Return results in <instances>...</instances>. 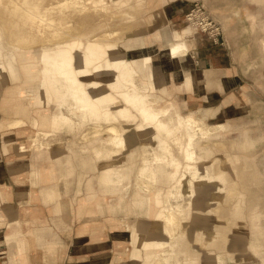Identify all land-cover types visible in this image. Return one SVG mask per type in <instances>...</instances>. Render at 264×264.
<instances>
[{
	"label": "crops",
	"instance_id": "1",
	"mask_svg": "<svg viewBox=\"0 0 264 264\" xmlns=\"http://www.w3.org/2000/svg\"><path fill=\"white\" fill-rule=\"evenodd\" d=\"M192 1L160 0L151 11L153 18L146 21L149 44H164L175 32L191 35L190 29L159 27L169 20L179 25ZM213 1L223 35L178 57L163 48L156 58L153 55V65L154 58L159 60L154 67L162 74L167 99L181 93L189 105L201 106L187 114H194L208 126H218L214 144L224 143L220 137L228 128L260 121L259 134L254 137L245 131L232 144L247 148L255 145L253 138L264 143V0ZM7 93L8 87L0 85V264H135L130 230L141 220L151 222V196H156L158 188L164 192L171 189V165L159 168L157 183L150 185L138 178L143 141L127 144L135 146L128 158H120L124 148L116 155H98L97 146L114 148L105 142L107 134L82 146L66 138L33 148L36 131L31 121L25 126L8 125L13 115L6 104ZM172 102L181 111L179 104ZM211 115L218 123L207 122ZM23 145L29 152H21ZM87 151L91 153L85 155ZM238 156L248 170L245 158ZM128 159L138 161L135 171ZM257 165L253 171L264 191V157ZM108 170L114 175L106 180ZM134 176L137 187L131 195ZM101 191L117 196L111 202ZM128 201L138 215L134 223L123 222ZM249 208V215L242 210L243 214H232L231 226L222 225V219L213 214L212 242L218 248L204 250L205 264H264V210L258 200ZM222 235L223 243L219 242Z\"/></svg>",
	"mask_w": 264,
	"mask_h": 264
},
{
	"label": "rangeland",
	"instance_id": "2",
	"mask_svg": "<svg viewBox=\"0 0 264 264\" xmlns=\"http://www.w3.org/2000/svg\"><path fill=\"white\" fill-rule=\"evenodd\" d=\"M38 1L41 11L52 18L50 20L51 22H34L32 20H23L21 18L18 20L19 26H11L10 20H12L15 15H12L8 7L5 6L4 3H2V1L0 0V26L4 29L3 31L5 32V34L11 37V33L21 35V33L17 31H20V29L22 28L27 31L26 35H21L23 37L22 39L18 38L16 40H13V43L23 47H36L38 45H49L60 40L72 38V35H61L60 33H58L61 32L59 26H73L72 23L63 24L60 22L61 19L67 17L68 15L70 16L69 19H74L75 15L78 14L76 15V17L81 20V23L78 25V27L81 30L82 35H84L86 31L94 24L97 25L101 23L100 19H98L97 13H95L94 11V8H92L90 5L86 6V8L84 9L82 8L80 13L75 12L76 8L79 5L81 7H84V0H70L79 2L77 6H75V3L70 5L61 4L59 0ZM53 1H55V3L53 5H50ZM156 1L160 0H104L103 7H101V18L109 19L110 28L114 29L113 34L110 37L104 39V41L118 42L141 28H147L146 21L153 18L149 14L150 10H148L147 8L149 5L155 8L158 5ZM217 1L218 0H215V3ZM213 2V0H193L192 6L190 7L188 13H190L198 5H203L207 10L206 13L209 14L211 19H213L216 26H219L220 28V34L217 37L212 36V34L207 31L203 32L199 25L188 20V13L185 16L184 21H182L179 25L174 26L169 20L168 22L161 25L160 29H163L166 26L170 30H181L182 28L192 30L193 33L191 35H187L189 37V40L193 43L191 49H193L197 45H200L204 41L211 42V40L214 38L218 39L223 35L224 28L219 22L217 14H215L213 11ZM222 2L226 3L228 2V0H223ZM88 15H92L94 17H92L90 22L88 21ZM15 19L18 18L16 17ZM163 48L165 47L160 41L152 42L144 49L140 50L139 53H151L156 58V55L160 51H162L161 49ZM155 58L154 65H158L159 60L155 61ZM139 76L140 75H136L135 79ZM19 78L20 76H14L7 79L5 76L0 74V85L9 87L12 86V84L15 85V83L19 84L20 81H23ZM140 78L148 79L149 76L147 73H142ZM150 80L151 83L148 85V87H146V85L139 84L138 81L137 83L129 85L125 84V86L122 87H126L130 92L140 91L143 94L150 95L149 99L153 103H158L160 106L167 108V114L162 116L167 120L169 124H172L174 127H177L180 119L186 121L187 117L193 116L194 114H187L191 110H196L201 107L196 104L189 105L186 100H184L183 95L179 92H176L170 97V99H167L164 93H168V91L163 87H156L155 85H153V78H150ZM167 85L170 88L173 87L172 83H168ZM32 89L34 92L33 101L31 102L30 112L26 117L28 119H31L30 121L35 128L36 133L40 137L45 139V142L51 141V143L54 144L56 143L55 141H62L67 138L69 142L73 141L76 144L82 146L84 144H90V142H96L98 139L107 134L108 136L107 138H105V142L107 144H110L114 148L105 147L104 149H100L97 146L96 148H94L95 152L98 155L102 154L108 157L118 154L119 149L124 148L120 158H128L129 154L131 153L130 151H132L135 146H127V144H135L142 140L143 146L141 147V149L147 155L153 156L155 152H165L166 160L160 158L154 161L155 163L152 166L153 170L148 171L149 174L153 176L152 179L146 176H140V168L138 171V178L141 180H146V182L150 185L155 184L158 180L157 170L168 163V165H171L169 167H172V173L170 175L172 185L168 186V188L172 187L175 182L181 177V174L185 171V164L193 165L199 162L200 165L206 163L207 159H215L218 162V167L214 169V173L216 174L217 181H220V183L225 186L226 191L222 196L219 197L218 202L215 204L213 214L215 213L216 216L222 219V225H232V222L229 221L232 217V214H234L233 209L236 205L240 206V209L242 210V212H244V214L249 215L251 213V208H249L251 203L258 200L260 202L261 208L264 210V191L262 187V181L259 175H255L256 171H253L255 167L257 168L259 160L264 157L261 156V153H264V143L262 140L253 138L256 141L254 146H249L246 148L241 145H238L237 147H234L232 145L233 142H235V139L237 137H240L245 131L248 132L250 136L254 137L255 135L259 134L262 125L260 121L255 122L251 126L245 124L242 125V127L232 126V128H228L222 133V136L220 137V140H224L225 144L223 142H216L214 144L215 138L213 137L216 135L218 126L215 127L214 125H210L209 127L207 125L208 129L206 128V132H202L200 134L202 136L199 138V140H201L200 147L204 153V156L193 158L192 160L187 162L186 157L183 156V153L180 150L182 144L180 142H175L172 135L168 134L167 132H165V130L159 127H156V129L153 131L145 132L144 124L147 125L149 123V120L143 117L144 114H142L137 102H131L125 99V97L121 93V87L116 88L112 84L106 83V91L102 92V96H106L109 93L114 96L115 101L107 104L106 102L101 103V111H103V115L94 114L90 116L91 118L89 117L84 121H81L79 118L73 115L72 120L69 122H63L61 120L60 122H55L52 120L49 127L36 125L40 120V117L38 116L36 110L47 111L51 114L58 113L62 108L60 96L67 95V92H63V90L59 89H52V92H50V99L48 100L42 98L43 92L41 90L35 87ZM38 97H41V99L38 100ZM171 100L179 104L183 113L179 110L176 103L172 102ZM21 101L22 98L18 100L16 105ZM104 111L108 112L109 115L105 116ZM11 114L13 115V118V106H11ZM26 117L24 118L27 119ZM207 122L218 123L216 122V118H213V115L207 118ZM74 125L75 127H73ZM112 125L115 126V130L110 129ZM9 126L12 127V125ZM64 131H67L65 132L66 135H63ZM254 131H256L257 133L253 134ZM177 132L180 133V138L184 137L185 139L186 133L183 134L180 130H177ZM161 134L165 135L167 145L170 148L168 149V152L160 149L159 139L161 137ZM204 135L212 136L203 138ZM110 137H117L118 141L111 140L109 139ZM154 144H156V146H154ZM41 146L43 145L39 144L37 147L33 148H39ZM228 151L232 152L233 154L227 155L226 153H228ZM89 153L91 152L87 151L84 154L89 155ZM238 155L245 158V162L247 163H245L244 166H250L248 170L244 169L242 160ZM173 156L176 158V160H173ZM178 158H180L179 163H182L183 165H178ZM126 162L133 163L134 171L137 169V160L128 159ZM205 167L206 165L204 164L201 168L205 169ZM96 173H98V171L93 172V175H95ZM136 183L137 182L134 176V180L132 179V181H130L131 186L129 188V192L131 195L136 190ZM170 190L171 189H166V192H164L162 188H158L156 191V196H151L154 210L156 211L155 214L150 215L151 222L141 220L130 230L132 243L134 244L132 250V258L135 264H154L153 259L155 260L157 257L164 258L165 256L163 254H160L159 249L160 247L164 246H166L165 249L167 248L168 239L170 237H175V241L177 243L175 248L178 249V253L175 254L174 252V256L171 257V264H184L187 258H193L195 260V264H205L203 256L204 250L218 248V246L214 248V242H212V240L209 242H205L207 237L205 235L204 229L210 226L211 223L209 222L206 213L201 209L196 208L193 203L189 207L184 206V208L188 211L186 210V212H184L183 214H177L180 222L175 232L166 229L167 227L165 225V214H161L162 209L168 207V202L172 204L182 203V200L177 201V199L174 198V193L170 194ZM189 190L191 191V194L184 195L183 197L186 201H190L191 199L196 198L193 196L199 193L200 187H190ZM101 192L104 194V196L107 195L106 197H108V200H110L111 202L117 196V193L109 194L106 191ZM152 192V194H154V190ZM240 192L243 194H241ZM123 210L125 214L123 222L134 223L137 220L138 215L133 211L132 203L128 201ZM262 221L264 223V217ZM125 225L130 228L127 224ZM219 234L220 233L217 232L216 237H219ZM221 234L224 235V233L222 232ZM223 235L219 240V242L221 243L224 242ZM158 253L159 255H157ZM167 257L168 256H166L165 258ZM256 259L260 261L259 257H256ZM166 263L167 262H165V264Z\"/></svg>",
	"mask_w": 264,
	"mask_h": 264
},
{
	"label": "bare ground",
	"instance_id": "3",
	"mask_svg": "<svg viewBox=\"0 0 264 264\" xmlns=\"http://www.w3.org/2000/svg\"><path fill=\"white\" fill-rule=\"evenodd\" d=\"M1 1L8 7L10 13L15 15L10 20L11 26H19L18 20L21 18L34 22H51L50 20L52 18L41 11L38 0ZM69 1L59 0L61 4L70 5L75 3V6L79 4L77 1ZM84 1V7L79 5L75 12L80 13L82 8L84 9L90 5L94 8L98 19L101 21V23L91 26L84 35H82L78 27L81 23V20L76 17L78 14L75 15L74 19H69L70 16L68 15L60 21L63 24H73V26H59L61 32H58L61 35H72V38L60 40L49 45H38L36 47L26 46V48L12 42L18 38L22 39L23 37L21 35H26L27 31L24 28L17 31L21 35L11 33V37H9L0 26V74L7 79L20 76L19 79L23 80L19 84L15 83V85L12 84V86L8 87V93L5 99L6 104L10 107L13 106L14 110V117L8 125L17 127L25 126L31 120L26 116L30 112L31 102L34 96L32 88L34 87L43 92V99L48 100L50 99L52 89L67 92V95L60 96L62 108L58 113L51 114L47 111L36 110L40 117L39 123L36 124L37 126L49 127L52 120L55 122H60V120L69 122L72 120L73 115L81 121H84L94 114L103 115L101 103L106 102L107 104L115 101L114 96L109 93L106 96H102V92L106 91V83H110L116 88L121 87V93L126 100L137 102L142 114H144L143 117L149 120L147 125L144 124L145 132L153 131L156 127L165 130V132L172 135L175 142L182 144L180 150L183 156L186 157L187 162L193 158L204 156L200 147L201 140L199 138L202 136L200 134L202 132L205 133L208 127L200 118L193 115L187 117L186 121L180 119L177 127H174L162 116L167 114V108L160 106L158 103H153L149 99L150 95L143 94L140 91L130 92L126 87H122L125 84L137 83V81L139 84L148 87L151 83L150 78H153V85L166 88L161 72L153 65V55L146 52L139 53L150 42L148 28H141L118 42H105L104 39L110 37L114 29L110 28L109 19L101 18V7H103L104 0ZM156 2L159 5L160 1ZM54 3L55 1L50 5ZM147 9L150 10L149 14L153 17L151 13L153 7L149 5ZM16 17L18 19H15ZM88 17V21L90 22L93 16L88 15ZM163 45L170 56L178 57L188 54L193 43L187 35L174 33V35H168ZM142 73H147L149 78H140ZM136 75L140 76L135 79ZM191 81V77H189V85H191ZM21 98L22 101L16 105ZM40 99L41 97H38V100ZM104 115L108 116L109 113L104 111ZM110 129L115 130V126L112 125ZM177 130L182 131L183 134L186 133L185 139L184 137L180 138V133ZM37 135L35 133L32 136V147H37L39 144L50 146L51 141L45 142V139ZM207 136L212 135H204L203 138ZM109 139L118 141L117 137H110ZM159 146L160 149L167 152L170 149L163 134H161L159 139ZM28 150L24 145L21 146V152H29ZM165 154V152H155L153 156H150L144 152L140 167V176H146L152 179L153 176L148 171L153 170L152 166L155 160L160 158L166 160ZM173 160H176L174 156ZM179 160L180 158L177 159L178 165H183L179 163ZM204 164L206 167L202 169L201 167ZM204 164L199 165L198 162L193 165H184L185 171L169 191L170 194H175L174 198L177 201L182 200V203L172 204L168 202V207L162 209L161 214H165L166 229L175 232L180 222L177 214L186 212L187 209L184 206L189 207L193 203L196 208L206 213L211 223L205 230L207 237L205 242H209L215 236L212 225L214 223L213 209L219 197L224 194L226 189L220 181H217L216 174L214 173V169L218 167V162L215 159H207V162ZM116 174L119 175V173ZM113 175L114 173L108 170L106 172V180L112 178ZM190 187H200V191L197 195L193 196L196 198L186 201L183 197L184 195L191 194ZM153 210V203L151 202L150 214H154ZM233 213L243 214L239 205H236ZM167 244L166 249V246L163 244L164 247H160L159 250L160 254L168 257H157L155 260L153 259L154 264H165V262H167L166 264H171V257L174 256V252L175 254L178 253V249L175 248L177 245L175 237H170ZM184 264H195V260L193 258H187Z\"/></svg>",
	"mask_w": 264,
	"mask_h": 264
},
{
	"label": "built area",
	"instance_id": "4",
	"mask_svg": "<svg viewBox=\"0 0 264 264\" xmlns=\"http://www.w3.org/2000/svg\"><path fill=\"white\" fill-rule=\"evenodd\" d=\"M204 6L195 7L190 13L187 14L188 20L196 23L200 26L203 32H209L212 36H218L220 34L219 26H216L213 19L210 18L209 14Z\"/></svg>",
	"mask_w": 264,
	"mask_h": 264
}]
</instances>
